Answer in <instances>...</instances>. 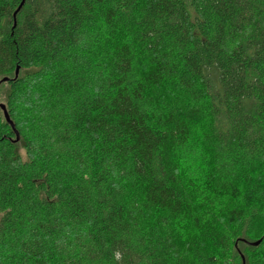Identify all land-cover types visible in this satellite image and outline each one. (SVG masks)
Masks as SVG:
<instances>
[{
  "label": "trees",
  "instance_id": "trees-1",
  "mask_svg": "<svg viewBox=\"0 0 264 264\" xmlns=\"http://www.w3.org/2000/svg\"><path fill=\"white\" fill-rule=\"evenodd\" d=\"M21 3L0 0V264H264V0Z\"/></svg>",
  "mask_w": 264,
  "mask_h": 264
},
{
  "label": "rangeland",
  "instance_id": "rangeland-1",
  "mask_svg": "<svg viewBox=\"0 0 264 264\" xmlns=\"http://www.w3.org/2000/svg\"><path fill=\"white\" fill-rule=\"evenodd\" d=\"M6 97V88L0 90V101H4ZM199 131H194V136L192 140L187 144L184 149V154H186L185 164H182V170L180 172L181 178L184 179V183L187 185L192 184L194 182L201 183L203 179L204 166L205 161L209 158V152L204 145V143L200 139ZM203 170V171H202ZM202 172V173H201ZM200 197V196H199ZM202 197L200 198V200ZM210 211L214 214L218 213V209L215 206H210Z\"/></svg>",
  "mask_w": 264,
  "mask_h": 264
},
{
  "label": "water",
  "instance_id": "water-1",
  "mask_svg": "<svg viewBox=\"0 0 264 264\" xmlns=\"http://www.w3.org/2000/svg\"><path fill=\"white\" fill-rule=\"evenodd\" d=\"M23 4H24V0H22V3H21V5H20V7H21ZM20 7H19V8H20ZM14 16H16V13L14 14ZM15 76H16V77L18 76V69H17V71H16ZM8 80H9L8 78H4V79H3V82H7ZM1 107H2V109H3V111H4L5 118H6L7 121L11 124V126L14 128V124H13V122H11V120L9 119V115H8L6 109H5V106L1 105ZM16 135H17V139H18L19 136H18V133H17V132H16ZM260 242H261V240L255 242V243H252L251 245H253V246H257V245L260 244Z\"/></svg>",
  "mask_w": 264,
  "mask_h": 264
},
{
  "label": "snow or ice",
  "instance_id": "snow-or-ice-1",
  "mask_svg": "<svg viewBox=\"0 0 264 264\" xmlns=\"http://www.w3.org/2000/svg\"><path fill=\"white\" fill-rule=\"evenodd\" d=\"M124 70H126V68Z\"/></svg>",
  "mask_w": 264,
  "mask_h": 264
}]
</instances>
